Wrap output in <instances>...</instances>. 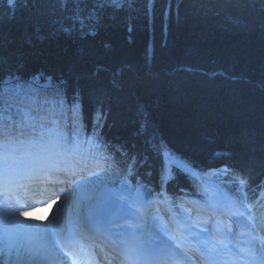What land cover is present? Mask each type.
Returning a JSON list of instances; mask_svg holds the SVG:
<instances>
[{
    "label": "trees",
    "instance_id": "1",
    "mask_svg": "<svg viewBox=\"0 0 264 264\" xmlns=\"http://www.w3.org/2000/svg\"><path fill=\"white\" fill-rule=\"evenodd\" d=\"M67 14L55 0H41L32 15L39 16L43 39L29 43L18 22L29 13L0 0V33L11 41L0 49L6 58L0 78L6 79L11 71L23 92L31 90L30 95L40 97L54 96L59 87L66 112L60 125L68 137L73 127L67 109L79 92V135L99 134V147L91 159L101 167L104 182L165 189L166 161L176 172L183 171L172 162L176 157L190 165L192 185L214 187L215 182L204 175L225 165L229 170L225 178L237 189L241 186L236 177L244 173L251 179L241 191L250 197L257 192L264 195V168L258 163L264 158V97L251 91L244 79L256 78L264 62L258 11L241 9L229 0H153L151 5L148 0H134L131 8L108 10L93 22L96 34L84 36L59 31L60 22L70 26L64 20ZM82 50L113 67L127 66L124 90L94 92L92 81L78 79ZM16 86L13 80L11 87ZM141 104L147 106L144 114ZM7 116L10 123L21 120L16 105L9 107ZM145 119L148 123L141 127ZM209 136L211 143L204 139ZM121 146L144 161L131 174L126 157L115 151ZM225 187L220 182V188Z\"/></svg>",
    "mask_w": 264,
    "mask_h": 264
},
{
    "label": "snow or ice",
    "instance_id": "2",
    "mask_svg": "<svg viewBox=\"0 0 264 264\" xmlns=\"http://www.w3.org/2000/svg\"><path fill=\"white\" fill-rule=\"evenodd\" d=\"M41 0H7V3L14 9L25 10L29 13L28 16L18 21L24 25V36L27 42L31 43L33 38L39 40L43 39L40 35L42 25L39 16L34 17L32 10L36 7ZM134 0H55L59 5L62 12L68 13L64 16V20L69 23V27H64L61 23L59 31L72 34L78 32L80 35H95V24L103 18L108 10L112 13L118 12L124 8H131ZM149 5L153 0H148ZM229 2L241 9H251L259 12V20L257 25L259 27L261 36L264 37V0H229ZM16 20L15 14L12 17ZM238 21H233L237 23ZM3 19L0 18V24ZM31 28L32 32L29 34L28 29ZM87 30V31H86ZM10 43L6 37L0 33V49L5 43ZM107 47V45H105ZM92 51H81L78 56V63L82 65V70L79 73L78 79L93 82V91H111L119 93L124 90L126 84L123 80V74L128 70L127 66L113 67L102 60L93 58ZM6 63V58L0 52V70L3 69ZM106 76V80L100 79L101 76ZM37 77H33L35 82ZM245 83L249 89L254 93H258L264 97V62L261 63L259 72L256 78H244ZM17 81L15 88L11 87L12 81ZM131 86H135L134 84ZM31 92V90H29ZM23 92L22 86L19 84V78L9 71L6 79L0 78V183L8 186L15 183L17 178L19 164V154L23 151V155L32 156L33 154L28 151L33 147L39 149L43 155L36 157L41 162V166L47 167L51 170H62V166L67 164L68 161L64 158L74 156L81 152L85 145L94 146L99 144V134L94 132L93 136L88 137L86 140L80 138L81 115L82 105L80 103V93L76 92L73 97V102L67 112L71 114L73 134L71 137L64 132L60 125V120L66 115L65 100L63 93L59 87L55 89V95L52 97H40L36 93ZM23 93V95H22ZM16 105L18 112L21 114V120L9 122L7 112L10 106ZM23 105V107H19ZM147 111V106L141 104L140 112L144 114ZM101 117H97L96 127H100ZM148 121L145 119L141 127H144ZM51 125V126H49ZM206 142H213L212 137H205ZM194 148L196 144L192 145ZM115 151L121 156L126 157L124 163L127 165V171L131 174L132 169L138 164L144 162L138 159L137 156L123 150V146L116 148ZM167 155V154H166ZM111 157H104L105 160ZM172 162L177 168L187 171L190 165L179 158L172 157ZM253 164L257 161L253 160ZM261 168H264V158L258 161ZM229 170L224 169L225 174ZM250 175L240 173L236 177V182L241 186V190L249 186ZM259 188L260 185H257ZM264 192V188H261ZM242 196L246 194L241 191ZM254 200L251 203V208H248V215L252 221L264 219L262 217L252 216V211H260L257 205L264 197H260L254 193ZM216 209H213L215 211ZM21 215H27L21 212ZM234 216L243 217L244 212H234ZM6 220L14 222V215L5 214ZM208 221H204L207 223ZM18 224V222H15ZM7 228L5 224L4 231V247L0 248V257L7 250ZM264 228V224H261ZM18 229L22 232L29 230L23 225H18ZM230 231V230H229ZM255 231V229H253ZM225 233H221L224 235ZM31 235L34 239L41 242L39 259H47L49 255H54L56 249H62L63 244L60 239L54 238L48 244L47 235L40 230H32ZM172 237H170L171 239ZM254 241H258L259 236H253ZM182 245H168L166 242L162 243H144L135 245L130 249L131 259L133 264H186L190 258L188 252L191 249H182ZM226 247L223 240L216 241L215 243L203 242L200 245L201 256L205 264H220V256L223 249ZM244 255L241 259L259 261V264H264V245L254 243L249 249L241 250ZM36 259L37 257H32ZM0 264H7V262L0 258Z\"/></svg>",
    "mask_w": 264,
    "mask_h": 264
},
{
    "label": "rangeland",
    "instance_id": "3",
    "mask_svg": "<svg viewBox=\"0 0 264 264\" xmlns=\"http://www.w3.org/2000/svg\"><path fill=\"white\" fill-rule=\"evenodd\" d=\"M17 168V173L26 171V166L24 164L22 165L19 163ZM89 175L90 171H88L84 177H77L69 181L70 185L69 183L68 187L63 185V188L62 185H60V183L64 181V179H62L59 182L58 189H54L51 186H45L43 188L41 186H33L29 189L30 192L26 196L23 195V191L26 189L25 186H23L21 189H16L19 184L25 182L18 181L22 178H19L18 180L16 178L15 183L8 185L5 188H0V248L4 247V231L5 224L7 223L3 219L4 208L12 210L15 208H28V206L31 207L32 205H35V207L38 206V208H40L38 215L40 223L45 224L44 218L47 216L48 219H51L52 221V224H45V234L48 237L47 243L50 244L52 239L56 238L55 234L58 227L62 228L63 224L69 219L76 221L80 219V210L76 209L73 205V197L75 196L81 200H87L89 198L91 199L92 195L90 196V194L92 193L93 189L96 190V188H98V190H101L106 195L115 196L119 202V206L122 207L123 211L132 206H140L139 203L141 200L148 199L147 196L142 194L140 191L136 192L135 194H127L124 192V195L121 196L118 191H116L114 188L106 186L104 183H97L95 185L96 188H93L92 184H94V179H88ZM89 201L84 207L90 206ZM28 202L32 203L28 204ZM138 211H140V209ZM31 222L32 221L26 220L17 225L14 223H7V250L3 253L1 258L6 261V258L9 260L15 256H23L12 259V264H52L56 261L59 264H66L64 261L65 256L60 249H56L54 255H49L47 259L38 258L40 256L39 250L41 248V242L34 239L31 235V232L32 230H40L41 227L40 225H35L34 227L33 223ZM18 225L25 226V228L29 231H20L18 229ZM32 257L37 258L33 259Z\"/></svg>",
    "mask_w": 264,
    "mask_h": 264
},
{
    "label": "bare ground",
    "instance_id": "4",
    "mask_svg": "<svg viewBox=\"0 0 264 264\" xmlns=\"http://www.w3.org/2000/svg\"><path fill=\"white\" fill-rule=\"evenodd\" d=\"M26 176V175H25ZM21 177V176H19ZM18 177V178H19ZM17 178V179H18ZM62 178V177H61ZM26 179V178H25ZM63 179V178H62ZM66 181H63L62 183H60V185H62V188H63V185H65V187H68V183L70 185V177L67 175L65 177ZM47 186H51L53 187L54 189H58L59 188V183H55L54 181H51L47 184ZM30 187L28 185H26V189L23 191V195L26 196L29 192H30ZM29 190V191H28ZM32 190V189H31ZM43 201V199H42ZM32 202H28V204H31ZM39 211H40V208L35 207V205H32L31 207L28 206V208L24 207V208H15V209H12V210H9L7 208H4V212H3V219L7 222V223H14L16 224L15 222H18L19 223H22V221H26V220H29V221H32L31 223H33L34 227L35 225H40V230L42 232H46V227H45V224H41L39 219H38V215H39ZM7 213H10L12 215H14L15 217V221L14 222H9L8 220H6L5 218V214ZM21 212H25L27 213V215H21L20 213ZM2 217V216H1ZM42 222V221H41ZM17 225V224H16ZM39 228V227H38ZM51 243V242H50Z\"/></svg>",
    "mask_w": 264,
    "mask_h": 264
}]
</instances>
